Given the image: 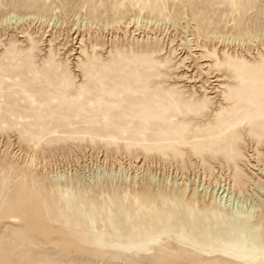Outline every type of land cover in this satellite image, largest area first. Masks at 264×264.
I'll return each instance as SVG.
<instances>
[{
	"label": "rangeland",
	"instance_id": "obj_1",
	"mask_svg": "<svg viewBox=\"0 0 264 264\" xmlns=\"http://www.w3.org/2000/svg\"><path fill=\"white\" fill-rule=\"evenodd\" d=\"M101 83L182 101L168 131L194 140L228 90L264 89V0H0V264H243L164 233L131 248L128 229L172 201L226 209L219 186L264 218V118L210 152L55 112L60 98L94 106Z\"/></svg>",
	"mask_w": 264,
	"mask_h": 264
},
{
	"label": "bare ground",
	"instance_id": "obj_2",
	"mask_svg": "<svg viewBox=\"0 0 264 264\" xmlns=\"http://www.w3.org/2000/svg\"><path fill=\"white\" fill-rule=\"evenodd\" d=\"M235 6L237 9L240 8L234 4V7ZM98 86L99 87L94 91H89L86 96L89 102L94 103V106L82 108L81 103H67L68 101L64 98H60V107L56 109L55 112L64 117L72 115L76 117V120L79 119V115H86L90 118V120H88L93 122L92 124L98 121V119L100 122L104 120L99 123V132L107 133L108 131V134L115 133L118 127L123 129L128 127L132 130H128L127 132L132 136V134H134V129L146 128L148 124L150 126L155 125L160 127L156 140L162 141V146H172L173 143H171V139H174V143H189L193 148L198 140L200 141L201 139L203 143L198 142V145H202L203 149L209 150L210 152H212L213 148H221L223 145L234 144L235 136L239 135V129L242 130L245 128L244 125H238V122L251 121L250 125H253L258 122L254 121L256 118H264V89H260V87L254 91L253 95H246L247 93L242 92L241 85H238L239 88L237 91H227V95L224 96L226 98V104L224 103V107L222 106L221 110L214 114V122L215 120L218 122H207L204 124V126L213 124V128L199 129L198 126L201 125V120L198 119V122L193 125L194 129L191 130V137H193L194 140L188 142L186 134H190V132L185 131L182 133V130H180L178 126H174L173 131H168V124L166 122V120H169L168 111H175L176 113L187 111V109H182L180 107L181 103H183L182 101L177 102L175 100V102H173L169 98L171 101L170 104L166 102L164 98L160 99L161 97L159 98L158 96L154 97L152 95L153 97H151V99L145 98L149 92L144 98L140 99L139 97H141L143 93L140 92L139 88L130 93H126L123 96L124 99H117L115 96L116 91L118 90V92H121L117 86L108 87L105 86L104 83ZM120 88L122 87L120 86ZM247 90L246 92L251 93L250 89ZM121 97L122 94L120 98ZM152 111L156 112V114L158 113L155 115L156 123L153 121L150 123L148 122L152 116ZM223 113V118L219 120L218 118H221L220 115H223ZM157 119H159V121ZM65 124L68 125L69 123L67 122ZM94 125L96 126V124ZM149 125L148 127H150ZM81 127L83 128L84 126L82 125ZM81 127L79 129H81ZM180 132L182 134H180ZM171 135H173V137ZM226 180L229 181V177L226 176L225 181ZM216 183L217 180H215V184ZM219 189L220 186L215 190V198L218 199V201L223 199L228 200L229 205H227L226 209L214 208V210H200L196 205L193 206L194 203L192 205L185 204V206L182 204L181 206L183 207H177L174 204L177 203L179 205L181 202L175 201L174 203L172 201V205L170 204L171 199H169L168 204L171 205L170 209L168 207L169 210L164 213L163 216L156 214L155 216L148 217L143 224H139V226L134 225L131 229H128V235H130V239L127 242L128 246L145 250L148 242L155 241L160 238V234L164 233L167 236L172 235L175 239H186L187 244L193 246L197 250L208 251L210 253L217 252L229 256L233 258L235 262L255 263L257 261H263L264 218L256 219L257 210L252 207H242L243 204L238 205L234 198L230 195L227 196L228 192L224 193L226 189ZM241 189H238L240 193L243 192ZM165 201L167 200L165 199ZM121 212V207H117V213L119 214ZM120 220V217H118V220H113V218H111V222H113L111 223L112 226L115 225L117 227Z\"/></svg>",
	"mask_w": 264,
	"mask_h": 264
}]
</instances>
